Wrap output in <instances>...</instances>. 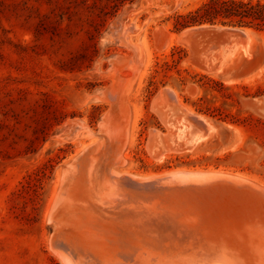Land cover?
<instances>
[{
    "label": "rangeland",
    "instance_id": "374dc122",
    "mask_svg": "<svg viewBox=\"0 0 264 264\" xmlns=\"http://www.w3.org/2000/svg\"><path fill=\"white\" fill-rule=\"evenodd\" d=\"M204 1L0 0V264H66L54 242L92 234L106 256L122 254L121 246L146 247L145 225L100 203L113 168L116 178L187 169L248 179H174L144 206L166 208L181 224L219 234L248 264H264V31L232 25L254 36L248 52L209 73L203 54L217 53L211 44L203 50L199 41L166 40L198 25L174 29L177 15ZM163 90L212 128L200 147L158 159L153 135L173 131L155 107L165 102ZM107 116L115 129L124 118L131 123L120 166L116 140L101 125Z\"/></svg>",
    "mask_w": 264,
    "mask_h": 264
},
{
    "label": "bare ground",
    "instance_id": "6f19581e",
    "mask_svg": "<svg viewBox=\"0 0 264 264\" xmlns=\"http://www.w3.org/2000/svg\"><path fill=\"white\" fill-rule=\"evenodd\" d=\"M130 23V22H129ZM128 25V24H127ZM215 26V25H214ZM203 28H209L208 24H204L202 26ZM164 28V26H163ZM162 28V29H163ZM197 28V27H194ZM167 29V28H165ZM164 29V30H165ZM246 28L242 29L243 32L248 36V39L253 40L254 36L250 35L248 32L245 31ZM190 29H185L183 32L180 34H169L165 39L167 40V43L172 41L173 38H178V39H185L184 37L186 36V33ZM120 31V30H119ZM163 32V31H162ZM130 34V33H129ZM164 37V36H163ZM129 38V37H128ZM164 41V40H163ZM165 42V41H164ZM130 43V42H129ZM161 43V42H160ZM236 44V43H235ZM232 47L229 45L227 53H224L223 51L221 53H216L212 55V58L218 59L220 58L221 55H226V64L224 66H219L216 69H211L208 68L207 70L209 73H214L218 72L219 69L222 67L224 69H227L229 66H231L232 63L238 58H241L242 55H244V51L248 52V49L250 47L249 41L242 45H236ZM128 45V43H127ZM161 46V45H160ZM130 47V46H129ZM128 47V48H129ZM134 47V46H133ZM164 47V46H163ZM211 47V46H210ZM160 48V47H159ZM158 48V49H159ZM166 48V47H165ZM168 48V45H167ZM208 49V47H206ZM161 49V48H160ZM132 50V49H131ZM143 50V49H141ZM164 50V49H163ZM144 51V50H143ZM207 50H205L206 52ZM134 53V52H133ZM140 54V52H139ZM140 54L138 55L139 62L140 58L142 57ZM145 55V53H144ZM232 56V57H231ZM118 57V56H117ZM137 57V56H136ZM211 58V59H212ZM137 59V58H136ZM142 59V58H141ZM228 59V60H227ZM116 62V61H115ZM134 62V60H133ZM136 62V61H135ZM115 64V63H114ZM143 64V63H142ZM134 65V64H133ZM138 64L135 63L134 65V71L137 72V67ZM129 67V66H128ZM139 67V66H138ZM114 68V67H113ZM132 68V66H131ZM132 68V69H133ZM222 68V69H223ZM130 69V68H129ZM123 70V69H122ZM131 70V69H130ZM118 71V70H117ZM126 71V70H125ZM207 71V72H208ZM121 72V71H120ZM124 72V71H123ZM122 73V72H121ZM131 73V72H130ZM114 74V73H113ZM116 74V73H115ZM137 75V74H136ZM123 78V77H122ZM136 79V78H135ZM125 80V79H124ZM128 81V80H127ZM113 83V82H112ZM118 83V82H116ZM125 83V82H124ZM117 85V84H116ZM122 86V85H121ZM127 86V85H126ZM133 86V85H132ZM118 90V89H117ZM106 91V90H105ZM164 91V90H163ZM168 96L171 101L176 103V97L173 95V93L169 90H167ZM116 94V93H114ZM110 93L114 99H116L117 95H114ZM121 94V93H120ZM123 94V93H122ZM161 94V92H160ZM162 95V94H161ZM163 96V95H162ZM177 96V95H176ZM121 98V97H120ZM113 99V100H114ZM127 100V99H126ZM163 100V99H162ZM179 100V99H178ZM178 103V102H177ZM175 107H177L174 104ZM130 109V107H129ZM183 112H180L178 114L179 118L173 122V131H171L167 135V143L163 144L160 141V138L158 136L155 137V142H156V149H155V156L158 159H162L167 153L170 152H180V151H190L193 150V148H198L202 145L203 140H205L206 137H208V132L211 131L212 125L208 123L207 119L205 120L199 114H195L191 112L190 110H187L186 108H182ZM130 112V111H129ZM128 112V113H129ZM107 113V112H106ZM131 114V113H130ZM173 114V113H172ZM127 115V113H126ZM132 115V114H131ZM184 115L188 117V122L189 119L195 123H197L201 128L205 129V134L201 135L197 131H195L191 126L190 123L185 121ZM106 116V115H105ZM111 116V115H110ZM111 117L106 118L105 121H102L101 125L106 126V131L108 134V137L114 138L116 140V148H115V155H114V160L115 164L121 165L123 164L122 162L124 161L125 153L123 150L124 145L126 143L127 137L129 135V130H127V123L129 124L130 121L127 120L128 118H124L123 120L125 121L124 125L117 127L115 129L114 124L113 127L110 126L108 123ZM169 117L166 114L165 115V120H168ZM129 121V122H128ZM121 122V121H120ZM100 124V123H99ZM123 124V123H122ZM131 124V123H130ZM129 124V125H130ZM209 124V127L207 126ZM85 125V124H84ZM112 125V124H111ZM118 125V122H117ZM112 127V128H111ZM77 129V128H76ZM81 130V129H80ZM214 130V129H213ZM85 131V130H84ZM131 131V130H130ZM184 132V133H183ZM131 133V132H130ZM99 134V133H98ZM169 136V137H168ZM107 138V137H106ZM101 144V143H100ZM93 145V144H91ZM103 145V144H102ZM150 146V145H149ZM86 147V146H85ZM153 148V147H152ZM99 149V148H98ZM111 149V148H110ZM151 149V147H150ZM153 151V149H152ZM168 151V152H166ZM170 151V152H169ZM166 152V153H165ZM151 153V152H150ZM92 154V153H91ZM94 154V152H93ZM153 154V153H152ZM82 155V154H81ZM109 155V154H108ZM107 155V156H108ZM112 155V152H111ZM80 156V155H79ZM110 156V155H109ZM113 156V155H112ZM75 158V157H74ZM80 158V157H79ZM97 158V157H96ZM110 159L109 157H107ZM113 160V159H112ZM102 161V159H101ZM93 162V161H92ZM91 162V163H92ZM101 163V162H100ZM112 163V162H111ZM102 164V163H101ZM105 164V162H104ZM72 165V164H71ZM70 165V166H71ZM96 165V164H95ZM113 165V164H112ZM73 166V165H72ZM74 168V167H73ZM108 168V167H107ZM77 169V168H76ZM112 169V168H110ZM95 170V169H94ZM103 170V169H102ZM64 171V170H63ZM108 171V170H107ZM112 172L110 173V178L108 181H106V184H104L103 190H100L99 193L102 194V198L99 199L100 203H107L109 205H113V207H119L121 212L126 211L128 212L131 217L141 224L145 225L146 227V234L148 235V240L147 241V246H140L141 250L140 251H135L132 250L133 248H127L124 246H121V252L122 254H115V255H110L106 256L103 254L101 248L98 246L99 244L101 245V241H99L96 237V234H92L89 237H81V238H71L69 237V241L67 242H54L55 245H53L55 253H58L61 260H63L66 264H248L242 255L239 253V250L231 246L230 243L224 244V240L220 238L218 235H212L207 232H200L199 229L195 230L192 229L189 224H181L179 223V219L176 221V219L170 214H167V209L166 208H160L157 209L155 206L154 207H148L144 206V203L147 202L151 196H154L156 193L160 192L163 189L164 184L171 182L174 179L180 180L179 182L181 183V180H191L190 183H192L193 180L195 179H201L204 181V179H211L214 177L222 178L223 176L232 180H235L236 182L238 181H245V183H248L245 178H241L240 176H234L230 174H224L223 173H218V172H206V171H187L178 169V170H172L168 171L162 174H154V175H147V176H130L128 173L126 176H121L119 178H116L117 175H119V171L117 172L116 169L114 168L111 170ZM213 171V170H212ZM218 171V170H216ZM105 172V171H104ZM121 172V171H120ZM124 172V171H123ZM230 173V172H228ZM70 174V172H69ZM130 174V173H129ZM103 175V174H101ZM122 175V174H121ZM133 175V174H132ZM82 176V175H81ZM221 176V177H220ZM73 177V176H71ZM223 177V178H224ZM103 178V177H102ZM193 179V180H192ZM225 179V178H224ZM90 180V179H89ZM96 180V179H95ZM228 180V179H227ZM94 181V180H93ZM252 181V180H250ZM249 181V182H250ZM256 182V181H255ZM94 183V182H93ZM244 183V184H245ZM252 183L251 185H254L256 187V190L258 188L262 189L258 184ZM258 183V182H257ZM85 184V183H84ZM187 184V183H186ZM185 184V185H186ZM95 185V184H94ZM107 185V186H106ZM182 185V184H180ZM249 185V184H248ZM96 186V185H95ZM253 186V188H255ZM263 186V185H261ZM250 187V186H249ZM99 188V187H98ZM264 188V187H263ZM100 189V188H99ZM98 189V190H99ZM248 190V189H247ZM253 192L254 190L251 189ZM251 190L249 192H251ZM246 191V190H245ZM263 191V189H262ZM260 192V191H258ZM246 193V192H245ZM252 193V192H251ZM257 193V192H256ZM244 194V192H243ZM250 194V193H249ZM253 194V193H252ZM251 194V195H252ZM259 194V193H258ZM257 194V195H258ZM261 194V193H260ZM259 194V195H260ZM97 195V192H96ZM247 195V193H246ZM248 196V195H247ZM255 196V195H254ZM261 196V195H260ZM264 196V195H262ZM163 197V196H162ZM58 198V197H57ZM205 198V197H204ZM262 198V197H261ZM264 198V197H263ZM154 199V198H153ZM203 199V198H202ZM253 199V197H252ZM58 200V199H57ZM256 200V196H255ZM56 201V200H55ZM68 201V200H66ZM250 201V200H249ZM253 203L255 202L254 200ZM258 201V199H257ZM70 202V201H69ZM231 202V201H230ZM234 202V201H233ZM232 202V203H233ZM155 203V201H154ZM246 203V202H245ZM247 205H250V202H247ZM250 203V204H249ZM260 203V202H259ZM264 203V202H263ZM64 204V203H63ZM62 204V205H63ZM55 207V204H53ZM61 205V206H62ZM99 205V204H98ZM124 205V206H123ZM157 205V204H156ZM244 205V204H243ZM60 206V207H61ZM103 206V205H102ZM251 211L253 209V205ZM255 206V205H254ZM232 207V205H231ZM230 207V208H231ZM240 207V206H239ZM244 207H246L244 205ZM102 208V207H101ZM237 208V207H234ZM243 208V207H242ZM115 208H113L114 210ZM229 209V208H228ZM233 209V208H231ZM241 209V208H240ZM258 209V208H257ZM107 210V209H106ZM244 210V209H243ZM248 210L245 209L244 211ZM51 211V210H50ZM55 211V210H54ZM101 211V210H100ZM167 211V212H166ZM255 211V209H254ZM112 212V210H111ZM184 211H182L183 213ZM216 212V211H214ZM241 212V211H240ZM239 212V213H240ZM259 212V211H258ZM51 213V212H50ZM57 213V212H56ZM103 213V210H102ZM100 212V214H102ZM123 213V212H122ZM185 213V212H184ZM188 213V212H187ZM191 213V212H190ZM193 213V212H192ZM197 213V212H196ZM236 213V212H235ZM233 213V214H235ZM245 214V212H243ZM247 213V212H246ZM264 213V211H263ZM54 214V213H53ZM120 214V213H119ZM189 214V213H188ZM215 214V213H214ZM230 214V212H229ZM228 214V215H229ZM242 214V213H241ZM257 214V213H256ZM262 214V213H261ZM62 215V213H61ZM109 215V214H108ZM218 215V214H216ZM220 215V213H219ZM231 215V214H230ZM243 215V214H242ZM241 215V216H242ZM251 215V212H250ZM102 216V215H101ZM236 216V214H235ZM253 216V214H252ZM261 216V215H260ZM59 217V216H58ZM126 217V216H125ZM185 217V216H184ZM193 217V216H192ZM227 217V215H225ZM231 217V216H230ZM246 218L245 216H242V218ZM249 218V215L247 216ZM256 217V215H255ZM137 218V219H136ZM241 218V220H242ZM248 218H246V221H248ZM251 218V216H250ZM51 219V217H50ZM49 219V220H50ZM53 219V218H52ZM251 218V221L254 222L255 220L257 221V218L253 221ZM59 220V218H58ZM94 220V219H93ZM112 220V219H111ZM110 220V221H111ZM213 220V219H212ZM234 220V219H233ZM60 221V220H59ZM90 221V220H89ZM103 221V220H102ZM100 221V222H102ZM113 221V220H112ZM119 221V218H118ZM238 221V220H237ZM240 221V220H239ZM246 221L244 223H246ZM61 222V221H60ZM95 222V221H94ZM249 222V221H248ZM258 222V221H257ZM220 223V222H219ZM230 223V222H228ZM232 223V222H231ZM235 223V222H234ZM243 223V222H242ZM243 223V224H244ZM251 223V222H249ZM264 223V222H262ZM98 224V223H97ZM110 224V223H109ZM118 224V223H117ZM225 225V223H222ZM241 224V222H240ZM242 224V225H243ZM248 224V223H247ZM256 225V223H254ZM253 224V225H254ZM94 225V224H93ZM241 225V226H242ZM246 225V224H245ZM95 226V225H94ZM110 226V225H109ZM119 226V225H118ZM211 226V225H210ZM228 225L226 224V227ZM231 226V225H230ZM258 227V225H256ZM85 227V226H84ZM83 227V228H84ZM90 227V226H89ZM93 227V226H92ZM120 227V226H119ZM134 227V226H133ZM206 227V226H205ZM214 227V225H213ZM220 227V226H219ZM246 227H249L246 225ZM245 227V228H246ZM61 228V227H60ZM94 228V227H93ZM113 228V227H111ZM110 228V230H111ZM255 230L257 229L256 227H253ZM252 228V230H253ZM264 228V227H263ZM78 229V228H77ZM88 229V228H87ZM90 229V228H89ZM115 229V228H114ZM118 229V227H117ZM132 229V228H131ZM130 229V230H131ZM224 229V227H223ZM228 229V228H227ZM232 229V228H231ZM98 230V229H97ZM230 230V229H229ZM233 230V229H232ZM236 230V229H235ZM234 230V231H235ZM241 230V229H240ZM244 230V227H243ZM246 230V229H245ZM244 230V231H245ZM88 231V230H87ZM99 231V230H98ZM113 231V230H111ZM231 231V230H230ZM261 231V228L260 230ZM264 231V229L262 230ZM261 231V232H262ZM59 232V230H58ZM115 232V231H114ZM226 232V231H224ZM233 232V231H232ZM231 232V233H232ZM238 232V231H237ZM248 232V229L247 231ZM254 232V231H253ZM257 232V231H256ZM260 232V233H261ZM97 233V232H96ZM99 233V232H98ZM137 233V232H136ZM222 233V232H221ZM230 232H228L229 234ZM240 233V231L238 232ZM243 233V232H242ZM251 233V232H250ZM259 233V232H257ZM102 234V233H101ZM234 234V233H233ZM256 235V233L254 232ZM262 234V233H261ZM260 234V235H261ZM264 234V232H263ZM103 235V234H102ZM106 235V234H105ZM120 235V234H119ZM231 235V234H230ZM245 235V234H244ZM77 236H81V233ZM241 236V235H240ZM239 236V237H240ZM250 235H247V237ZM259 236V234H257ZM246 237V238H247ZM55 238V237H54ZM99 238V237H98ZM105 238V237H104ZM245 238V239H246ZM261 238V236L259 237ZM264 238V237H262ZM230 239V238H229ZM242 239V238H241ZM248 239V238H247ZM255 240V239H254ZM264 240V239H263ZM167 241V242H166ZM240 241V240H239ZM171 242V243H170ZM249 242V241H248ZM261 243L260 241H257ZM162 243V244H160ZM167 243V244H166ZM243 243V242H242ZM250 243V242H249ZM254 243V242H253ZM256 243V242H255ZM256 244L257 248L258 244ZM248 244V243H246ZM262 244V243H261ZM264 244V243H263ZM150 245V246H149ZM226 245L230 246L231 248L227 247ZM134 246V245H133ZM149 246V247H148ZM163 246V247H162ZM247 246V245H246ZM251 246V245H249ZM248 246V247H249ZM261 246V245H259ZM254 248V245L252 246ZM251 247V248H252ZM239 248V247H238ZM243 248V247H242ZM250 248V249H251ZM252 248V249H253ZM262 249V248H260ZM256 249V250H260ZM264 249V246H263ZM252 251V250H251ZM242 252V251H241ZM249 252V251H248ZM254 252V250L252 251ZM257 252V251H256ZM254 252V253H256ZM263 253L264 252L258 251ZM258 254L256 253V256ZM214 256L217 258H214ZM250 257V256H249ZM260 257V256H258ZM257 257V258H258ZM259 263V262H257ZM262 263V262H261ZM264 263V262H263Z\"/></svg>",
    "mask_w": 264,
    "mask_h": 264
},
{
    "label": "water",
    "instance_id": "95a60500",
    "mask_svg": "<svg viewBox=\"0 0 264 264\" xmlns=\"http://www.w3.org/2000/svg\"><path fill=\"white\" fill-rule=\"evenodd\" d=\"M202 26H203L202 24H198L197 26H194L197 28H194V27L189 28L190 30L186 33V36L184 37L185 39H181V40L189 42V43H192L193 41H199L200 43H202L203 50H205L206 47L211 44L215 49H217L216 51L217 53H221L222 51L224 53H227L229 45H231L232 47L234 46L235 43H236L235 46L240 45V44L244 45L247 42V40H249L248 36L243 32L242 28H237L238 26L235 27L231 25V26H226V27H217L214 25H209V28H203ZM212 52H213V48L212 50H209L203 54L204 57L206 58L205 69H208V68L216 69L219 66H222L226 62L225 54L221 55L220 58L215 59V58H212V55H213ZM162 94L163 96L161 98L165 102L161 106H158L156 104L155 107L157 111H159V113L162 115V118L164 122L166 123V125L172 127L174 126L172 124L173 123L172 116L176 115L178 112L179 113L183 112V110L175 102L174 104L177 107L174 106L173 101H171L168 96L167 90H164ZM166 114L169 117L168 119L169 121L165 120ZM184 119L185 121L188 122V117L186 115H184ZM188 123H190V126L195 131H197L199 134L201 135L205 134V129L201 128L197 123L191 121L190 119ZM207 126L210 129L209 124H207ZM156 136L160 138L161 143L163 144L167 143L166 141L167 135L161 136L160 134L156 133L153 135L152 139H154Z\"/></svg>",
    "mask_w": 264,
    "mask_h": 264
},
{
    "label": "trees",
    "instance_id": "16d2710c",
    "mask_svg": "<svg viewBox=\"0 0 264 264\" xmlns=\"http://www.w3.org/2000/svg\"><path fill=\"white\" fill-rule=\"evenodd\" d=\"M204 23L264 31V0H206L186 14L177 15L174 29L181 30Z\"/></svg>",
    "mask_w": 264,
    "mask_h": 264
}]
</instances>
